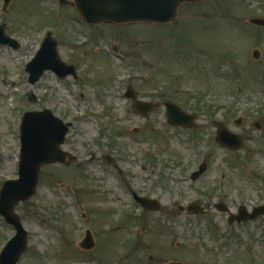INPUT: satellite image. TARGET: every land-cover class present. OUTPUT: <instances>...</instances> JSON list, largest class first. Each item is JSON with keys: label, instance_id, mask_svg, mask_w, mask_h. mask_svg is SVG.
I'll list each match as a JSON object with an SVG mask.
<instances>
[{"label": "rangeland", "instance_id": "rangeland-1", "mask_svg": "<svg viewBox=\"0 0 264 264\" xmlns=\"http://www.w3.org/2000/svg\"><path fill=\"white\" fill-rule=\"evenodd\" d=\"M3 5L0 24L20 47L0 45V190L19 177L27 111L71 122L62 149L75 156L44 166L37 194L16 206L29 233L18 264H264V215L229 223L264 204V28L250 23L264 17V0L185 3L165 26L89 25L75 0ZM49 31L78 77L47 71L31 84L27 65ZM128 86L158 102L149 118L125 96ZM166 101L198 113L195 126L168 124ZM214 120L242 136L240 150L217 142ZM132 190L161 211L144 210ZM197 200L203 213L187 208ZM87 230L91 250L80 247ZM15 233L0 215V252Z\"/></svg>", "mask_w": 264, "mask_h": 264}, {"label": "water", "instance_id": "water-1", "mask_svg": "<svg viewBox=\"0 0 264 264\" xmlns=\"http://www.w3.org/2000/svg\"><path fill=\"white\" fill-rule=\"evenodd\" d=\"M201 1L203 0H76V6L90 24L104 22L165 24L177 18L179 9L184 3ZM11 2L12 0H5L4 9H7ZM60 2L65 3L66 0H60ZM250 21L253 24L264 26V17H255ZM6 30L5 25H0V44L19 47L17 40L9 36ZM260 56L261 52L256 50L254 57L258 59ZM47 70L54 71L62 77L77 76L76 67L62 59L59 43L51 33L45 39L36 57L27 66L30 82L35 84ZM126 95L133 98L135 106L143 116H148V113L155 106L154 102L139 100L137 93L130 87ZM30 99L36 101L37 97L32 93ZM165 106L169 124L184 126L185 128L193 127V121L198 117L197 114H189L172 101L165 102ZM214 124L218 127L217 140L220 144L234 150L242 147L243 140L240 135L231 132L222 122L215 121ZM237 124H241L240 120L237 121ZM70 126L71 123H65L51 109L25 113L21 134L20 177L5 182L0 192V214L16 229V235L7 243L0 255V264H17L27 249L28 232L15 211V207L20 202L27 201L35 195L40 184V172L43 165L50 163L68 164L74 159L75 156L61 149L66 141ZM205 170L206 166L202 165L200 170L193 174V178H198ZM134 196L145 209L155 211L161 209L159 200L141 197L136 193ZM218 207L220 210H227V206L223 203L219 204ZM189 209L196 212L200 211L199 202L190 204ZM261 214H264V205L255 208L253 213H248L245 208H241L240 214L233 216L230 221L233 222L238 219L240 222H247L250 219H256ZM80 246L84 249H92L95 246L91 231L87 232ZM170 264L184 263L171 262Z\"/></svg>", "mask_w": 264, "mask_h": 264}, {"label": "flooded vegetation", "instance_id": "flooded-vegetation-1", "mask_svg": "<svg viewBox=\"0 0 264 264\" xmlns=\"http://www.w3.org/2000/svg\"><path fill=\"white\" fill-rule=\"evenodd\" d=\"M244 121V120H243Z\"/></svg>", "mask_w": 264, "mask_h": 264}]
</instances>
